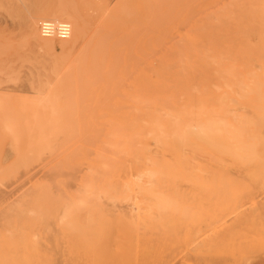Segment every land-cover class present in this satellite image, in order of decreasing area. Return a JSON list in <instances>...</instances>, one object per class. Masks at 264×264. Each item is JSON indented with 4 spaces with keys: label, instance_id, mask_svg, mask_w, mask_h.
Wrapping results in <instances>:
<instances>
[{
    "label": "rangeland",
    "instance_id": "rangeland-1",
    "mask_svg": "<svg viewBox=\"0 0 264 264\" xmlns=\"http://www.w3.org/2000/svg\"><path fill=\"white\" fill-rule=\"evenodd\" d=\"M225 1L0 0V264H38L39 251L50 254V264H66L72 250H81L91 225L86 207L78 208L88 160L109 149L105 139L116 144L119 137L108 116L112 97L142 85L168 90L186 45ZM44 21L68 23L70 35H43ZM231 61L243 87L257 89L261 53ZM241 140L242 150L237 141H222L234 153L227 150L217 164L227 192L240 201L213 229L231 231L230 246L205 259L194 247L213 230L186 241L182 228L165 240L166 253L154 264H264V126ZM187 147L181 149L191 161L211 163ZM107 203L126 220L143 211V202ZM123 239L114 232L112 250Z\"/></svg>",
    "mask_w": 264,
    "mask_h": 264
},
{
    "label": "bare ground",
    "instance_id": "bare-ground-1",
    "mask_svg": "<svg viewBox=\"0 0 264 264\" xmlns=\"http://www.w3.org/2000/svg\"><path fill=\"white\" fill-rule=\"evenodd\" d=\"M192 39L194 44L185 47L182 71L168 77V90L142 85L112 97L114 110L109 109L108 116L116 120L119 137L116 144L105 139L109 149L94 152L88 160L86 198L78 208L86 207L90 231L81 250H72L66 264H154L166 253L163 243L173 233L179 235L183 228L185 240L191 241L194 233L205 227L213 230L240 205L239 197L223 185L217 164L224 152L234 153L223 148L222 141H237L242 150L241 138L255 137L264 126V63L258 88L248 90L231 61L257 53L264 58V0H226ZM233 104L240 106L236 110ZM185 146L207 154L211 163L191 161L192 156L181 149ZM183 183L189 189L179 191ZM122 200L143 202L142 213L126 220L107 203ZM114 232L124 239L112 250ZM205 237L194 247L205 259L232 242L231 231L213 230ZM49 257L39 251L38 264H50Z\"/></svg>",
    "mask_w": 264,
    "mask_h": 264
},
{
    "label": "built area",
    "instance_id": "built-area-1",
    "mask_svg": "<svg viewBox=\"0 0 264 264\" xmlns=\"http://www.w3.org/2000/svg\"><path fill=\"white\" fill-rule=\"evenodd\" d=\"M69 25L63 22L44 21L40 24V31L45 36L65 38L69 35Z\"/></svg>",
    "mask_w": 264,
    "mask_h": 264
}]
</instances>
